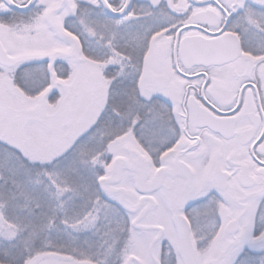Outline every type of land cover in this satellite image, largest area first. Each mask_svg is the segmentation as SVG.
Masks as SVG:
<instances>
[{
    "label": "snow or ice",
    "instance_id": "obj_1",
    "mask_svg": "<svg viewBox=\"0 0 264 264\" xmlns=\"http://www.w3.org/2000/svg\"><path fill=\"white\" fill-rule=\"evenodd\" d=\"M0 264H264V0H0Z\"/></svg>",
    "mask_w": 264,
    "mask_h": 264
}]
</instances>
